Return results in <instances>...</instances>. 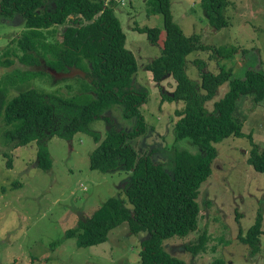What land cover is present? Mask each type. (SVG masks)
<instances>
[{
    "label": "rangeland",
    "instance_id": "rangeland-1",
    "mask_svg": "<svg viewBox=\"0 0 264 264\" xmlns=\"http://www.w3.org/2000/svg\"><path fill=\"white\" fill-rule=\"evenodd\" d=\"M112 4L125 34V47L134 53L137 64L130 88L146 92L144 102L139 105L146 131L129 142L140 154L154 148V161L170 169L177 148L195 152L199 147L187 137L175 139L176 111L183 108L184 102L161 100L164 90L174 89L175 80L172 77L159 83L153 80L145 65L160 52L159 45L151 44L145 33L132 29L135 25L161 27L162 15H147L146 0H113ZM170 10L186 36L197 34L200 42L211 48L186 55L185 70L189 78L200 80L201 70L193 62L195 58H202L204 70L212 73L221 68L230 69V79H243L246 69L264 72V0H229L224 9L227 25L218 30L209 24L200 0H170ZM23 29L20 15L0 19V60L12 61L11 65L0 64V76L17 68L44 74L12 87L6 99L31 87L56 89L63 95L78 92L84 72H54L43 58L38 66L19 62L17 55L21 51L13 40ZM161 35L163 38V30ZM8 47L12 52L4 54ZM214 47H235V51L223 56L214 52ZM228 87V81L222 83L205 106L212 109L213 101ZM122 108L118 102L111 103L104 111L108 118H95L90 128L99 131L101 139L111 127L131 130L136 117L123 116ZM233 114L239 117L243 133L250 132L252 141L262 148L264 97L253 103L249 95L240 94ZM6 126L10 125H4L0 119V264H139L141 242L148 233H132L127 222L113 228L107 241L87 247L76 245L75 237L66 233L111 197L124 199L125 206L132 209L122 189L127 173L91 168L90 155L99 143L93 134L78 131L69 139L50 136L46 140L50 167L43 169L36 164L37 141L12 146L3 136ZM215 145L217 155L210 165L211 174L201 183L196 199L200 207L197 228L185 237L165 240L164 249L187 263L209 264L222 258L225 264H264V172L255 171L245 161L250 146L246 135H228ZM4 150L8 156L3 155ZM8 157L11 167L6 165ZM257 213L261 214L262 229L259 253L250 257L248 247L237 236L239 229L245 233ZM203 231L209 237L206 251L195 255L187 252L185 245L197 242Z\"/></svg>",
    "mask_w": 264,
    "mask_h": 264
},
{
    "label": "trees",
    "instance_id": "trees-1",
    "mask_svg": "<svg viewBox=\"0 0 264 264\" xmlns=\"http://www.w3.org/2000/svg\"><path fill=\"white\" fill-rule=\"evenodd\" d=\"M146 2V14L160 13L162 26L132 27L145 33L149 42L160 48L145 69L157 83L166 77L175 80L174 89L164 90L161 100L184 102L183 108L176 111L175 139L187 137L200 150L177 148L170 171L163 167L164 163L154 161V148L147 154H140L129 142L130 138L146 131V122L139 109L146 92L130 88L137 64L134 53L125 47V34L114 14L113 0L107 5L105 0H0V19L15 14L23 19L24 29L13 40L21 51L17 55L21 64L38 66L43 58L48 69L54 72L66 73L74 67L85 75L80 78L78 92L63 95L56 89L45 91L31 87L8 100L6 97L12 87L44 73L17 68L1 75L0 119L4 125H10L4 128L3 136L12 146L36 140V164L48 169L46 140L50 136L69 139L78 131L92 133L99 143L90 155L91 168L126 172L122 189L132 209L125 206L124 199L111 197L66 233L75 237L76 245L87 247L107 241L113 228L127 222L132 233H148L141 242L139 264H195L168 254L164 241L175 236L185 237L196 230L200 211L196 199L201 183L211 174L210 165L217 155L216 142L228 135H246L250 146L245 161L255 171L264 172V146L259 148L250 132L243 133L239 117L233 114L240 94L249 95L253 103L264 97V72L246 69L243 79H230V69L221 68L212 73L204 70L202 58H195L193 62L201 70L200 80L189 78L185 70L186 55L211 48L202 44L197 34L186 36L183 33L174 21L170 0ZM200 2L211 27L218 30L227 25L224 9L229 0ZM57 27L61 29L57 31ZM212 49L223 56L235 51V47ZM10 52L8 47L4 54ZM0 64L11 65L12 61L4 58ZM225 81L229 83L228 89L213 101V108L208 109L205 102ZM114 102L122 104L123 116H135L136 123L128 131L111 127L101 139L99 131L91 129L90 123L97 117L108 118L104 111ZM3 155L8 156V152L4 150ZM6 165L11 167L10 157ZM261 233L260 213L244 234L239 229L237 238L248 247L250 257L259 253ZM208 238L203 231L197 242L185 245V250L194 255L204 253ZM209 264L225 263L217 258Z\"/></svg>",
    "mask_w": 264,
    "mask_h": 264
},
{
    "label": "water",
    "instance_id": "water-1",
    "mask_svg": "<svg viewBox=\"0 0 264 264\" xmlns=\"http://www.w3.org/2000/svg\"><path fill=\"white\" fill-rule=\"evenodd\" d=\"M72 70H76V71H80V72H83L82 70L78 69V68H74L72 67L71 69H69V72H71ZM67 73V72H66ZM65 74V73H64Z\"/></svg>",
    "mask_w": 264,
    "mask_h": 264
},
{
    "label": "built area",
    "instance_id": "built-area-1",
    "mask_svg": "<svg viewBox=\"0 0 264 264\" xmlns=\"http://www.w3.org/2000/svg\"><path fill=\"white\" fill-rule=\"evenodd\" d=\"M109 1H110V0H106V5L109 4Z\"/></svg>",
    "mask_w": 264,
    "mask_h": 264
}]
</instances>
